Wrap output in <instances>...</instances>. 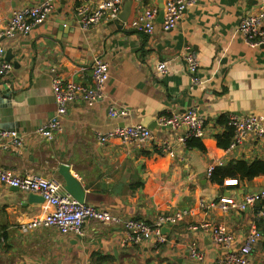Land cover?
<instances>
[{
	"label": "crops",
	"instance_id": "1",
	"mask_svg": "<svg viewBox=\"0 0 264 264\" xmlns=\"http://www.w3.org/2000/svg\"><path fill=\"white\" fill-rule=\"evenodd\" d=\"M41 1L0 0V30L13 11ZM98 1L54 0L48 19L27 35L1 37L4 59L9 51L13 60L10 73L0 77V131L16 132L23 137V145L0 149V167L21 177L53 178L63 186L57 171L66 164L86 193L85 204L122 219L151 223L158 215L186 208L193 214L163 229L164 244L145 240L122 246L119 225L93 220L83 224L81 235H62L54 227L23 233L22 224L43 217L52 207L0 183V264H215L224 250L205 232L190 229L204 221L224 225L236 238L235 246L243 244L251 229L259 231L262 235L252 247L250 261L264 264V225L255 221L260 205L227 215L217 210L205 215L197 207L201 198L239 200L264 188V176L238 184L228 180L226 184L232 185L223 186L206 177L207 166L215 161L225 165L264 160V149L253 142L227 152L216 141L227 131L220 121L225 122L228 115H264V45L250 47L237 31L244 15L258 12L257 2L197 0L184 10L172 30L164 32L159 13L167 0H132L126 22L103 20L81 30L74 8H93ZM148 6L158 8L151 36L127 25ZM187 52H194L198 59L197 84L191 83L185 68ZM95 58L108 64L104 98L93 107L77 98L61 119V134L51 139L39 135L38 129L55 110L54 79L90 86ZM16 60L20 61L14 66ZM161 62L166 65L162 73L156 71ZM112 105L124 108L127 114L110 117ZM193 107L205 120L204 152L177 143L184 127L172 130L155 123L159 115ZM131 125L149 128L154 139L142 145H122L117 140L98 144V133ZM163 140L174 146V155L158 151ZM192 243L204 253L202 262L189 257L187 247Z\"/></svg>",
	"mask_w": 264,
	"mask_h": 264
},
{
	"label": "built area",
	"instance_id": "2",
	"mask_svg": "<svg viewBox=\"0 0 264 264\" xmlns=\"http://www.w3.org/2000/svg\"><path fill=\"white\" fill-rule=\"evenodd\" d=\"M141 3L143 0H133ZM197 0H167L163 7L162 31L172 30L182 17L187 7L193 6ZM258 5V12L244 15L238 25L237 31L240 39L250 47L264 45V0H254ZM54 0H42L35 6H25L11 13L10 18L0 30V77L6 76L12 70V64L4 59V49L1 37L14 38L17 35H27L36 25L48 19L54 11ZM122 8V0H99L95 7L79 5L74 8V17L81 30L87 31L97 26L103 20L117 21ZM158 14L156 6H148L138 12L127 23L137 33L151 36L154 32V23ZM185 68L193 84L199 83V63L194 52H187L184 56ZM157 72H165L164 62L156 65ZM108 64L100 58H95L91 66V82L89 85L63 83L59 78L52 82V93L55 110L51 118L38 129L39 135L51 139L54 135L63 132L61 119L66 115L68 107L77 98L88 107H93L104 98V86L108 81ZM108 114L112 118L123 117L127 114L124 108L116 109L110 106ZM226 127L232 132L231 142L226 151L231 152L241 148L248 142H253L264 149V115L246 114L243 116L228 115ZM155 123L158 127H169L178 130L184 127V132L177 137V143L186 145L190 138L202 139L205 136V120L196 107L189 108L181 113L159 115ZM154 139L152 131L141 125L116 126L105 132L98 133L96 140L99 145H106L112 140L122 145H142ZM23 137L16 132L0 131V149L20 148ZM158 151L166 155H174V146L168 140H163L157 146ZM223 161L210 163L206 169L207 179H211L216 167H222ZM235 181L232 180V183ZM0 183L9 188H16L26 194H36L50 204L52 211L43 217L22 224L21 232L26 233L38 227H54L62 235H81L83 224L88 220L98 221L102 224L119 225L123 229L122 246L140 244L145 240L164 244L166 236L163 229L190 218L193 211L190 208L176 210L170 214L158 215L153 222L145 223L138 219H122L111 215L107 211L95 209L93 206L79 203L63 190L62 183L53 178H40L33 176H17L0 167ZM227 183V181H226ZM260 205L255 211V221L261 220L264 225V188L247 193L241 199L219 196L205 201L199 199L197 207L205 215L217 210L223 215L229 213H243L244 211ZM192 230H201L207 234L211 242L224 250V254L215 264H251L250 255L252 247L262 235L256 229H251L246 235L243 244L235 246L236 238L227 231L222 224L204 221L190 226ZM189 257L202 262L204 253L192 243L187 247ZM259 264V263H258Z\"/></svg>",
	"mask_w": 264,
	"mask_h": 264
},
{
	"label": "trees",
	"instance_id": "3",
	"mask_svg": "<svg viewBox=\"0 0 264 264\" xmlns=\"http://www.w3.org/2000/svg\"><path fill=\"white\" fill-rule=\"evenodd\" d=\"M226 122L227 120L225 122L220 121V124L224 125L227 131L221 136L216 137L217 145L222 148L228 147L232 135L231 130L226 127ZM186 147L195 148L201 152L205 151L201 139H188ZM259 176H264V160H254L251 162L238 160L229 162L222 167H216L212 173L211 182L220 186H223L224 183L225 185H232L226 184V181L235 180L236 184H238L239 182L250 181Z\"/></svg>",
	"mask_w": 264,
	"mask_h": 264
},
{
	"label": "water",
	"instance_id": "4",
	"mask_svg": "<svg viewBox=\"0 0 264 264\" xmlns=\"http://www.w3.org/2000/svg\"><path fill=\"white\" fill-rule=\"evenodd\" d=\"M131 5H132V0L125 1L123 3V6H122V11L118 15V20L114 21L113 23H118V21L121 22V23L126 22L128 20L129 14H130ZM161 14H162V17H163V11H161L159 13V15H161ZM5 60L7 62H10L11 60H13V57H12V55H11V53L9 51L6 53ZM19 61L20 60H16L14 62V66H16ZM57 174L62 179V181H63V190L67 194H69L72 198H74L79 203H87L88 202L86 193L84 192L82 186L80 185V183L78 182V180L76 179L74 174L70 172V168H69L68 165L61 164L59 166V168H58ZM11 189L17 190L16 188H11ZM37 197H39V196L32 195V194L29 195V199L33 200L35 202H38V200H42L41 197L39 199Z\"/></svg>",
	"mask_w": 264,
	"mask_h": 264
}]
</instances>
